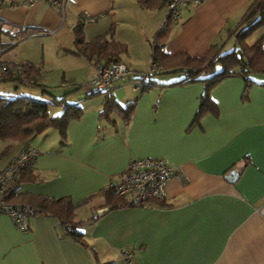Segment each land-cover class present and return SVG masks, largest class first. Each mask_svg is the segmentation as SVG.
Wrapping results in <instances>:
<instances>
[{"label":"crops","instance_id":"obj_1","mask_svg":"<svg viewBox=\"0 0 264 264\" xmlns=\"http://www.w3.org/2000/svg\"><path fill=\"white\" fill-rule=\"evenodd\" d=\"M23 1L4 0L0 7V60L37 68L38 81L3 93L40 99L48 116L65 112L70 118L63 128L49 126L27 141L4 140L11 154L0 169L25 147L38 151L6 201L34 205L40 199H67L80 239L64 231L52 212L32 214L26 231L0 212V264H125L122 250L131 255L129 264H264V219L257 211L264 203V71L250 73L247 91L239 75L213 85V104L198 116L202 82L167 85L179 73L162 70L144 91L133 87L147 70L150 40L167 16L163 0H149V8L136 0H68L62 14L45 2ZM253 1L184 5L163 51L200 57L211 46L221 54L231 50ZM84 16L97 18L81 24ZM76 28L83 41L102 36L125 46L114 53L130 77L116 80L111 94L120 106L132 103L127 121L116 111L101 117L106 95L79 89L92 76L94 62L76 53L82 49ZM261 37L264 24L244 44L252 46ZM30 39L64 57L69 70L59 80L49 82L43 58L17 51ZM67 105L75 108L66 110ZM147 156L175 168L160 201L109 208L104 191L118 182L131 158ZM233 169L238 175L230 182L225 175ZM101 208L106 211L98 215Z\"/></svg>","mask_w":264,"mask_h":264},{"label":"trees","instance_id":"obj_2","mask_svg":"<svg viewBox=\"0 0 264 264\" xmlns=\"http://www.w3.org/2000/svg\"><path fill=\"white\" fill-rule=\"evenodd\" d=\"M140 6L151 7L149 0H136ZM166 4L167 0H163ZM3 5V3H2ZM80 18V23L83 24V17ZM173 22L168 21L164 27L154 34V45L151 48V55L157 62V71L151 75L149 80H144L141 90L144 91L148 87L155 84L154 76L161 72H177L179 77L175 80L169 81L165 84H186L188 82H202L204 85V91L200 97V104L198 108V116L206 111L208 107L211 108L213 104L209 97L210 88L223 80L228 76L239 75L244 78L245 91L248 90L253 79L249 76L250 73L264 71V48H262V41L264 37H261L252 46H247L245 43L246 38L258 28L259 25L264 24V0H254L248 7L244 17L241 21L239 30L236 31L237 45L223 52L222 54L216 50L214 46H211L209 50L200 57H194L187 54L176 53L170 55L163 51L164 43L168 37L170 26ZM76 43L82 44V49L76 50L78 54H84L89 61L99 62L104 59V62L111 60H119L118 56L114 52H119L124 49L122 43L112 40L108 41L104 37L100 36L92 41H83L78 29H75ZM112 49L111 52H107L108 48ZM28 79H31L30 83L22 82L19 78L2 79L1 81H12L15 85H28L33 86L37 84L38 78L36 77L37 68L31 65H25ZM142 79L140 75L136 77ZM143 80V79H142ZM112 90L110 92H102L91 90L88 94L104 93L105 100L103 107L100 111L101 117H107L112 111L122 113L125 121L129 118L132 103L126 106H120L116 104L112 99ZM47 104L44 101L36 98H29L21 95L6 94L0 92V140H10L13 142L27 141L31 136L42 132L49 126H57L60 129L64 127L66 121L70 118L67 113H63L59 116L50 117L46 113ZM75 108L74 105H67L66 110L69 108ZM11 146V145H10ZM10 146H6L4 152L8 150ZM25 169L17 171L16 177L6 188L5 198L8 200L12 197L14 186L18 182L19 175H24ZM17 175L19 177H17ZM13 188V189H12ZM15 191V189H14ZM106 198V204L109 208H116L119 206H132L149 204L151 201L159 200L161 197L149 198L145 202H136L127 199L126 197L116 196L113 194L111 187L104 191ZM33 208V214L43 211L52 212L60 220L67 233L74 236L76 239H80L79 232L75 229L74 225L70 223V215L72 213L73 205L67 199L51 200L46 199L38 200L31 204H22ZM38 208H36L37 206ZM52 210V211H51ZM103 264H115L113 262Z\"/></svg>","mask_w":264,"mask_h":264},{"label":"built area","instance_id":"obj_3","mask_svg":"<svg viewBox=\"0 0 264 264\" xmlns=\"http://www.w3.org/2000/svg\"><path fill=\"white\" fill-rule=\"evenodd\" d=\"M66 1L68 0H24L22 4L32 5L37 2L48 3L59 10L65 12ZM205 0H167L166 10L167 16L162 21L161 27H164L168 21L174 22L180 19L181 7L184 5H195ZM4 0H0V7ZM96 16H84L85 22H93ZM4 22L0 17V32ZM154 38L150 40V45H154ZM0 52L2 47L0 46ZM93 74L86 83L88 91L96 90L102 92H110L112 85L116 80H128L130 71L121 60H111L107 62H94ZM157 71V62L151 55L146 72L140 74L143 79L133 81V87L136 89L142 88V81L149 80L151 75ZM25 65L19 62H5L0 60V80L9 78H19L22 82L30 83L28 79ZM38 151L33 147H25L18 155H16L10 163L0 169V212L8 214L14 226L22 231L29 229L30 216L33 214V208L27 205H13L6 201V188L12 183L16 177L17 171L21 169L32 168L33 161L37 156ZM175 168L168 165L165 160L157 157H140L131 158L125 170L119 174L117 183L112 184L111 189L116 196L126 197L129 200L136 202H145L149 198L160 197L164 192L166 181L174 174ZM259 216L264 219V203L257 209ZM64 231L65 228H64ZM122 258L125 264L131 262L130 253L126 250L121 251Z\"/></svg>","mask_w":264,"mask_h":264},{"label":"rangeland","instance_id":"obj_4","mask_svg":"<svg viewBox=\"0 0 264 264\" xmlns=\"http://www.w3.org/2000/svg\"><path fill=\"white\" fill-rule=\"evenodd\" d=\"M256 36V34H252V36L249 38V41L252 43L254 42V37ZM2 38L4 39V35H2ZM228 48V47H226ZM17 51H19V49H21L22 53H26L29 54L35 58H43L44 59V67L48 70L46 71V77H48L49 82H53V80H59L61 78L62 75V71L63 70H69V66L67 63H65V59L64 57L61 58H56L57 52H53L52 48L48 47V44H44L41 45V41L38 39H30L27 41H24L22 43H20L17 46ZM226 50V49H225ZM36 59V60H37ZM71 71H67L66 74L70 73ZM60 73V75H58ZM91 78V77H90ZM90 79H88L87 81H83L81 83H79L78 87L79 89H86V83H88ZM14 83L12 81H1L0 82V92H11V90L14 87ZM21 88H25V86L23 84L18 85ZM11 87V88H10ZM77 87V86H76ZM55 89V91L57 90V88H52ZM54 91V93H55ZM88 91V90H87ZM56 94V93H55ZM104 94V93H102ZM56 95H60V94H56ZM101 96V95H100ZM53 114V113H50ZM7 141L4 140H0V166H2V164L5 162V159L8 158L11 154V151L8 152L5 151L4 153H2L5 145H6Z\"/></svg>","mask_w":264,"mask_h":264},{"label":"water","instance_id":"obj_5","mask_svg":"<svg viewBox=\"0 0 264 264\" xmlns=\"http://www.w3.org/2000/svg\"><path fill=\"white\" fill-rule=\"evenodd\" d=\"M238 172L236 170H230L226 175L225 178L226 180L230 181V182H234L237 178ZM106 211V209L101 208V209H97V214L98 215H102L104 212Z\"/></svg>","mask_w":264,"mask_h":264}]
</instances>
